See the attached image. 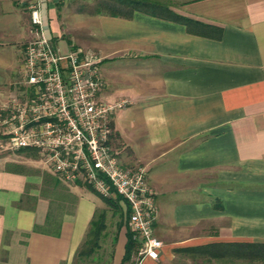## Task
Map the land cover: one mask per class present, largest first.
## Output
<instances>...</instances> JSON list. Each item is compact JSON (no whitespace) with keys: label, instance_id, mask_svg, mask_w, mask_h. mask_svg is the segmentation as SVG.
<instances>
[{"label":"crops","instance_id":"crops-1","mask_svg":"<svg viewBox=\"0 0 264 264\" xmlns=\"http://www.w3.org/2000/svg\"><path fill=\"white\" fill-rule=\"evenodd\" d=\"M37 1L57 48L68 38L100 56L103 99L131 102L112 119L114 142L124 167L148 173L164 243L143 264L248 262L226 245L264 243V0H149L191 25L139 10L114 17L97 0L91 12L81 0H0V108L23 66ZM14 165L0 157V264H73L104 201L46 166ZM117 226L102 235L97 264H136L137 254L124 263L128 216Z\"/></svg>","mask_w":264,"mask_h":264},{"label":"built area","instance_id":"built-area-1","mask_svg":"<svg viewBox=\"0 0 264 264\" xmlns=\"http://www.w3.org/2000/svg\"><path fill=\"white\" fill-rule=\"evenodd\" d=\"M41 9V1L31 6L32 38L12 95L0 108L1 141L7 151H37L69 185L121 197L140 246L136 264L157 261L164 243L154 230L155 191L144 167L123 166L114 142L112 119L131 102L103 99L101 58L77 47L63 53L47 34Z\"/></svg>","mask_w":264,"mask_h":264},{"label":"trees","instance_id":"trees-1","mask_svg":"<svg viewBox=\"0 0 264 264\" xmlns=\"http://www.w3.org/2000/svg\"><path fill=\"white\" fill-rule=\"evenodd\" d=\"M99 1V13L108 14L114 17H126L131 18L135 11H142L150 15L162 17L169 19L174 22L183 23L187 25L194 24L192 20L183 17L175 12H173L166 5L155 3L149 0H119L118 5L109 4L107 0H97ZM25 152V150H23ZM28 156H38L37 152H29ZM51 181L59 186L61 181L58 178H54L49 175ZM90 188V187H89ZM92 189V188H90ZM93 190V189H92ZM112 190V189H111ZM101 199L109 207L115 209H122L121 202L123 201L121 197H104ZM50 229H53L55 225L59 222L50 214L49 218ZM106 212L104 210L96 211L93 220L90 224V228L87 234L86 241L79 252L82 256H91L96 249L99 248L100 239L106 230ZM49 229V230H50ZM227 247H235L236 253L232 252L231 255L241 257L244 260L251 263H261L264 264V243H237V244H227ZM139 242L134 239L133 233L128 232V244L126 248V255L124 258V263L130 262L134 255L138 253Z\"/></svg>","mask_w":264,"mask_h":264},{"label":"rangeland","instance_id":"rangeland-1","mask_svg":"<svg viewBox=\"0 0 264 264\" xmlns=\"http://www.w3.org/2000/svg\"><path fill=\"white\" fill-rule=\"evenodd\" d=\"M71 1L72 0H68V2H70L69 7L71 6V4L74 3V2L71 3ZM65 5H66V3L62 4L63 7ZM80 5L84 8V10H87L88 12H91L92 10H94L95 6H96L92 0H81L76 4V6H80ZM57 44L63 53H69L73 47H77V48H82L86 51H91L96 56H98L94 51L91 50L90 47H80V46L78 47L76 45L72 46L71 42H69L68 38L59 39ZM98 57H100V56H98ZM1 140L2 139L0 136V141ZM1 143L3 144V147L1 146ZM4 146H5V141H3V142L1 141L0 142V157H8L10 160L13 161V164H15L16 166H19L21 168H26V170H28V171H30L36 167L37 168L44 167V164L41 162L40 156H33L30 158L28 156L29 152H16V153L12 152L11 153V151H7ZM113 198H115V197H113ZM71 206L72 205L70 204V202H68L67 208H71ZM105 207L106 208H104V209L103 208L98 209V211L104 210L106 212V225H107L106 230L107 229L115 230L118 227L117 224L119 223V221L121 219H123L124 216H126V217L128 216V212H127V208H126L127 206L125 207L121 202V208L122 209H115V208L109 207L106 203H105ZM105 231H104V233H105ZM100 247L101 246L99 243V249H100ZM111 247H112L111 246V238H109L108 247H106V249H105V258L108 255L107 251H109V252L112 251ZM95 261H96V259L94 260L92 258V255L91 256H82V255H79V253H78L73 264H97ZM243 264H250V263L244 262ZM253 264H261V263H253Z\"/></svg>","mask_w":264,"mask_h":264}]
</instances>
